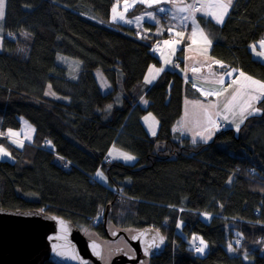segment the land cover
<instances>
[{"label":"trees","instance_id":"1","mask_svg":"<svg viewBox=\"0 0 264 264\" xmlns=\"http://www.w3.org/2000/svg\"><path fill=\"white\" fill-rule=\"evenodd\" d=\"M119 1L6 0L0 132L19 127V117L35 131L21 145L0 136L13 156L0 160V206L41 208L93 228L101 238L106 228L110 233L151 225L167 243L147 264H264V97L237 129L226 128L221 119L223 126L206 142L178 140L172 126L183 99L203 95L178 71L184 69L182 48L163 63L152 49L169 34L152 35L148 21L142 27L112 21L114 27H107L86 16L92 11L111 19ZM139 12L135 7L130 15ZM198 20L210 42V59L264 81V64L247 49L264 35V0H233L222 24L203 15ZM58 53L80 61L74 77L57 63ZM152 63L162 71L141 89ZM95 69L109 91H101ZM48 84L64 99L46 96ZM148 111L158 120L154 138L140 119ZM112 144L137 160H107ZM99 168L107 186L88 178ZM178 221L183 227L177 236ZM195 235L207 242L203 253L190 243ZM106 258L103 264L111 260L104 263Z\"/></svg>","mask_w":264,"mask_h":264},{"label":"rangeland","instance_id":"2","mask_svg":"<svg viewBox=\"0 0 264 264\" xmlns=\"http://www.w3.org/2000/svg\"><path fill=\"white\" fill-rule=\"evenodd\" d=\"M217 2L218 0H197V2L195 1L194 3L201 6V5H214ZM223 2L227 3V0H223ZM180 4H181L180 0H155V2L151 3V6H150L148 2H141V0H121L117 2L115 6L113 7L115 8L116 12L114 13L112 9L111 19H102L99 16H97L95 13H93L92 11L87 12L86 16L89 17L91 20L96 21L97 23H100L107 27H114V24L112 23V21L121 22L125 25L142 27L144 20L152 21L153 19H155L156 28L152 30L150 29V33L154 36H160L162 28H163L162 25L164 23L169 24L170 22H172V19H176L177 14L181 10ZM188 6H190V4H187L186 8H188ZM230 6L228 8V11L230 9ZM135 7L140 8V13L138 15L132 16L130 15V13ZM220 11H221L220 9L215 8V7H204L201 11H199V13L209 15L208 13H212V12L219 13ZM188 12L189 10H186V12L184 13V16L187 15ZM148 13H151L152 17L154 18L149 17L147 15ZM114 14L117 15V19L115 20L112 19ZM120 14L123 15V19L119 18ZM227 14L224 16V19L227 16ZM209 16L214 22L217 23L214 16L212 15H209ZM137 17H140L141 19L137 20ZM128 21H131V23H129ZM188 21H190L191 23L188 36L195 39L194 44L191 45L190 48L196 51L199 56L206 58V56L209 53V48H210L209 40L206 34L204 33L203 29L200 27V25H198L196 21H195V24H193L192 17L190 20L188 19ZM2 25H3V19L0 20V49L2 47L1 45L2 31H3ZM178 28L180 29L179 26ZM168 30L172 34L179 33V30H175L174 27L172 26ZM201 30H202V33H201ZM194 31H195V35H193ZM152 49L155 50L158 56L160 55V47L155 46L154 42H153ZM161 60H162V63L165 60L164 52L161 55ZM56 61L57 63L67 68L68 77H74L75 74L78 72V69L80 68V61L68 55L58 53L56 55ZM159 66L160 64H154V63L150 65V67L147 69V73H145L140 83L141 89L144 88L149 83L147 81L151 79L152 77L151 75H154L158 71V68L156 67H159ZM170 67L174 68L172 65H170ZM204 69L208 70L209 68L205 67ZM226 70L228 72L225 73L224 78H223V82H225L224 83L225 85L219 88L217 98H215L213 101L205 100V101L194 102L196 101L195 99L185 98V102L183 104L184 120L182 122L185 123L182 125L183 132L189 131V133H195V136L197 135L198 136L197 138H200L201 140H205V138L206 140H210L214 132H216V130H218L219 128L218 120L220 118L224 120L226 128L237 129L238 128L237 125L241 124V119L243 118L244 120L245 117L249 116L248 112H252V114L257 112L256 102L259 99L253 100L252 97L258 96L260 94L257 95L255 93V92H258V87L254 86L251 83V81L253 80L259 81L262 84H264V81L259 80L244 72H241L244 74L243 76H241L240 72H235L234 70H230V69H226ZM178 71L182 75L187 74V69H183L182 67L179 68ZM200 71L197 73L200 74ZM93 73L101 88V91L102 92L109 91L111 89V86L109 82L107 81V79L105 78V76L103 75V73L101 72V70L95 69ZM228 76H230L229 79H227ZM246 77H250L251 80L246 79ZM195 84L199 85L197 83ZM44 93L48 97H52V98L59 99V100L64 99L63 96L55 93L49 84L46 86ZM263 97L264 96H261L260 99ZM147 103H148V100L144 97H141L140 105L144 107L147 105ZM249 104L251 105V107H248ZM242 108L247 109V111L244 112L243 117L241 116ZM253 109H255L256 111H253ZM19 119H20L19 127L7 128L5 132V134L9 137L7 139L9 141L14 142L16 145H21L24 142H30L34 136V131H35L33 124L30 123L25 117H19ZM140 119L148 135L151 138H154L156 135V132H157L156 130L158 126V120L156 116L152 112L148 111L145 114H143ZM180 129H181V125H180ZM9 130H12V132L17 133L18 135H15V136L8 135ZM179 130L175 128V132L180 133ZM153 132H155V135H153ZM178 137L179 136H177V138ZM183 137H186V136L184 134L180 135L178 140L182 139ZM0 146H2L5 152L7 153L6 155L0 154V160L11 161L13 159V156L10 153L9 149L7 148L6 144L1 142ZM111 146H113V148H119L115 144ZM126 152H129V151H126ZM133 155L135 156V159L132 161L134 163L137 160V156L136 154H133ZM98 173H102V175H98ZM95 175H97L96 180L98 182L102 183L106 181V177L102 169L100 168L97 169L95 172ZM27 195H33V194H26V196ZM179 221L176 223L177 228L175 230L177 232L176 233L177 236H178V229L180 228V226H182V224H179ZM76 225L79 227L81 232H83V234H85L86 236L91 237V238L96 237L97 234L95 235V231L93 228L85 226L82 223H76ZM124 230L128 232L127 234H130L134 232L136 229L124 228ZM194 237L202 238L200 235H195L193 236V238ZM96 238H99L102 242V256H107V258L104 259L103 261L104 263H107L110 260V258L114 256V253H115L114 249L117 248L118 246L123 245L126 248V249L123 248L122 251L126 250L128 252H131L132 250L133 252V249L131 248V246L128 244V242L125 240V238L122 235L118 236L117 238H113V237L101 238V236L97 235ZM193 238L190 240L191 245L192 243L196 242L200 246V240L196 239L194 241ZM204 242L207 244L205 240ZM206 249L207 248H205V251ZM116 252L118 253V251ZM262 252H264V245L262 248ZM146 260L147 261H145L144 264H147L148 259ZM87 264H91V263H87Z\"/></svg>","mask_w":264,"mask_h":264},{"label":"water","instance_id":"3","mask_svg":"<svg viewBox=\"0 0 264 264\" xmlns=\"http://www.w3.org/2000/svg\"><path fill=\"white\" fill-rule=\"evenodd\" d=\"M110 204L103 212L106 226ZM108 237L123 235L133 253L120 251L108 264H144L159 255L166 246L165 236L151 225L130 234L113 230ZM155 237V245L153 238ZM159 237L164 240L161 243ZM147 249V252H145ZM102 242L83 234L63 216L46 213L41 208H6L0 206V264H103Z\"/></svg>","mask_w":264,"mask_h":264},{"label":"crops","instance_id":"4","mask_svg":"<svg viewBox=\"0 0 264 264\" xmlns=\"http://www.w3.org/2000/svg\"><path fill=\"white\" fill-rule=\"evenodd\" d=\"M188 1H189V3L191 5L192 4L194 5L195 4L194 3L195 1L197 2V0H188ZM200 7L201 6L199 5V8ZM180 9H187L186 8V5H181ZM185 12H186V10H184L182 12L180 11L177 14V16L178 17H181ZM138 14H136V15H138ZM199 15H203V16H206V17L211 18L209 15L199 13V11L198 12H195L194 13L195 21H196V23L198 25H200L199 20H198V16ZM189 17L188 18L190 20L191 17H192V15L190 14V11H189ZM146 21H148V20H146ZM148 22L151 23V24H153V26H152L151 29H155L156 28V21H155V19H153L152 21H148ZM190 24L191 23L189 21L188 26H187V29H186V35H185V39H184V44L181 46V48H182V53L180 54V56L182 58L181 60H183L184 69H187V74L186 75H183V76H184V79L185 80L190 79L192 81V86L195 85V88L196 89H197V87H196V84L195 83L201 85L206 90L205 92H201L200 90L197 89L203 96H202L201 99L193 98V99L196 100L194 102L205 101V100L213 101L215 98H217L219 88L221 86L225 85L224 84L225 82H222L221 83L220 81H221V78H224L225 73H227L228 71L226 70V68H225L226 65H225V63L223 61L216 60V59H213L212 60V59L209 58V55H207L206 58L205 57H202V56H199L196 51H194L192 48H190L191 45H193L194 42H195V39L194 38H191V37L188 36L189 31H190ZM219 24H221V23H219ZM180 25L181 24L177 21V19H172V22H170L169 24L164 23L162 25L163 28H162L161 34L164 35L163 32H166L167 34L172 35V38H173V40L170 43H167L163 47L160 48V55H159V57L161 58V55L164 52L165 61L168 60V57H170L173 54V52L176 50V48L179 46L180 38L182 36V31H180L182 29H181V26ZM171 26L174 27L175 30H179V33H176V34L170 33L168 29L171 28ZM178 26L180 27V29L178 28ZM163 35H160V36H163ZM260 41H264V35H263L262 38L257 39L255 41L250 42L249 44H247V49H248V51L250 52V54H251V56L253 58L257 59L259 62H261V63L264 64V47H261L260 46V44H259ZM209 44H210V42H209ZM252 45H255L256 46L255 49H253L251 47ZM195 57H196V59H195ZM190 67L194 68L195 71H194V69L193 70L190 69ZM205 67H207L209 69L208 70H205L204 69ZM156 68H158V70H161L160 67H156ZM230 70H234L235 72H240V73L242 72V71H240L239 68H230ZM199 71H200V74L197 73ZM160 72L161 71H157L154 75H151L152 77H151V79H149L151 82L148 83L144 87L145 89H147L149 87V85L160 74ZM229 77L230 76H228L227 79ZM254 86L259 87L258 85H254ZM255 93L257 95L260 94L258 92H255ZM188 99H191V98H188ZM140 100H141V98L139 99V103H140ZM184 102H185V98L183 99V104H184ZM183 104H182V113H181V116L177 119V121L172 126V134L175 137H177V136L180 137V135L184 134L187 138H189L191 140H195V139L196 140H201L200 138H197L198 137L197 135L195 136V133H189V131L183 132L182 125L185 124L184 122H182L184 120V116H183ZM180 125H181V129H180ZM175 128H177L178 130L180 129L179 130L180 133L175 132ZM188 130H190V129H188ZM121 153H125V154H128V155L134 156L133 154H131L129 152H126V151H124V150H122L120 148H113V146L109 147L108 150H107V156L111 160H117V161H120V162L126 163V164H132L133 163L132 162L133 160L126 161L125 159H123V157L120 155ZM130 162H132V163H130Z\"/></svg>","mask_w":264,"mask_h":264},{"label":"snow or ice","instance_id":"5","mask_svg":"<svg viewBox=\"0 0 264 264\" xmlns=\"http://www.w3.org/2000/svg\"><path fill=\"white\" fill-rule=\"evenodd\" d=\"M141 2H148L149 5L151 6V3L155 2V0H141ZM232 2H233V0H227V3H224L223 0H218V2L215 3L214 5H201L200 8H196L195 6H191L190 5V6H188L187 9H184V10H189L190 11V14L192 15V18H193V24H195V16H194V13L195 12L201 11L204 7H215V8H218V9L221 10L219 13L212 12V13H208V14L214 16L215 19H216V21H217V23H222L223 22V19H224V16L227 14L228 8L232 4ZM5 5H6V0H0V20H2L4 18V15H5ZM113 12L114 13L116 12L115 8H113ZM147 15L149 17H152V14L151 13H148ZM119 18L120 19H123V15L120 14ZM152 18H154V17H152ZM112 19L113 20L117 19V15L114 14L113 17H112ZM140 19H141L140 17H137V20H140ZM128 22L131 23V21H128ZM201 33H202V30H201ZM193 35H195V31L193 32ZM205 39H206V37H205ZM165 43H168V42L166 41ZM259 44H260L261 47H264V41H260ZM251 47L253 49H255L256 46L255 45H252ZM158 71H162V69L161 70H158ZM240 75L243 76L244 74L243 73H240ZM246 79L251 80L250 77H246ZM147 82L150 83L151 81L148 80ZM220 82L221 83L223 82V78H221V81ZM251 83L253 85H258L259 86L258 87V92L260 93V95L252 97V99L253 100L260 99L261 96H264V84L260 83L259 81H254V80L251 81ZM193 86L195 87V85H193ZM248 107H251V105L249 104ZM245 111H247L246 108H242L241 109V116L242 117H243V114H244ZM253 111H256V110L253 109ZM248 114L251 115L252 112H248ZM242 122H243V118L241 119V123ZM237 127H239V125H237ZM0 135H4V133H0ZM8 135L15 136V135H18V134L12 132V130H9ZM153 135H155V132H153ZM193 142H195V141H193ZM205 142H206V138H205ZM0 154H5V155L7 154L5 152V150L3 149L2 146H0ZM120 155L126 161H131V160H134L135 159L134 156L128 155V154H125V153H121ZM98 175H102V173H98ZM193 239H194V241L196 239H199L200 240V246L196 247L195 248V251L197 253H203L204 250H205V248H207V244L200 237H194ZM159 240L162 243L163 240H164V238L163 237H159ZM154 242H155V237L153 238V245H149V246L150 247L151 246H157L158 247V245H155ZM229 251H234V249L231 248V245H229ZM145 252H147V249H145Z\"/></svg>","mask_w":264,"mask_h":264},{"label":"clouds","instance_id":"6","mask_svg":"<svg viewBox=\"0 0 264 264\" xmlns=\"http://www.w3.org/2000/svg\"><path fill=\"white\" fill-rule=\"evenodd\" d=\"M180 5H187V4H190L189 3V1L188 0H180ZM191 5V4H190ZM191 6H193V4L191 5ZM197 8H199V6L197 7ZM181 12L182 11H184L183 9H181L180 10ZM189 17V12H188V14L187 15H185L184 16V14L181 16V17H176V19H177V21L181 24L180 26H181V29H182V36H181V38H180V43H179V46L176 48V50L173 52V54L170 56V58L177 52V50L179 49V48H181V46L184 44V39H185V35H186V29H187V26H188V23H189V21H188V18ZM168 38H170L171 40L170 41H167V39ZM173 40V38H172V35H168L166 38H164V39H158V40H156V41H161V45H157L156 44V41L154 42V45L155 46H158V47H162V46H164L165 44H167V43H165L166 41L168 42V43H170L171 41ZM156 53V52H155ZM226 65V64H225ZM225 68L226 69H230V68H228L227 67V65L225 66ZM190 69H194V68H190ZM195 71V70H194ZM229 79V78H228ZM220 120H221V118H220ZM0 133H2V132H0ZM0 136H5V133H4V135H0ZM106 155H107V153H106ZM106 159L107 160H111L108 156H106ZM96 172V171H95ZM95 172L93 173V174H91L88 178H89V180L90 181H97L96 180V176L97 175H95ZM98 182V181H97ZM100 183V182H99ZM101 184H103V185H106L107 186V183H106V181L105 182H102ZM180 211V210H179ZM103 219V218H102ZM101 217H99V218H97L96 219V222H100L101 220ZM78 227V226H77ZM79 228V227H78ZM137 230H139V229H137ZM136 231V230H135ZM124 232H126V231H124ZM126 233H128V232H126ZM124 237V236H123ZM126 240V239H125ZM127 241V240H126Z\"/></svg>","mask_w":264,"mask_h":264},{"label":"flooded vegetation","instance_id":"7","mask_svg":"<svg viewBox=\"0 0 264 264\" xmlns=\"http://www.w3.org/2000/svg\"><path fill=\"white\" fill-rule=\"evenodd\" d=\"M118 236H120V235H118ZM118 236H116V237H113V238H117ZM123 236V235H122ZM106 238H109L107 235H106ZM123 248L124 249H126L123 245H121V246H118L117 248H115V251H122L123 250ZM124 251H126V250H124ZM126 252H128V251H126ZM134 252V251H133ZM132 252V250H131V252H129V253H133ZM141 262H139V263H137V264H140Z\"/></svg>","mask_w":264,"mask_h":264},{"label":"built area","instance_id":"8","mask_svg":"<svg viewBox=\"0 0 264 264\" xmlns=\"http://www.w3.org/2000/svg\"><path fill=\"white\" fill-rule=\"evenodd\" d=\"M194 6H195L196 8L198 7V5H194ZM170 40H171L170 38L167 39V41H170ZM156 44H157V45H161V41H156ZM222 126H223V123H222V121L219 119V120H218V127L221 128Z\"/></svg>","mask_w":264,"mask_h":264},{"label":"bare ground","instance_id":"9","mask_svg":"<svg viewBox=\"0 0 264 264\" xmlns=\"http://www.w3.org/2000/svg\"><path fill=\"white\" fill-rule=\"evenodd\" d=\"M150 67V66H149ZM147 72V71H146ZM145 72V73H146ZM196 87H197V89L198 90H200L201 92H205L206 90L202 87V86H200V85H196Z\"/></svg>","mask_w":264,"mask_h":264}]
</instances>
